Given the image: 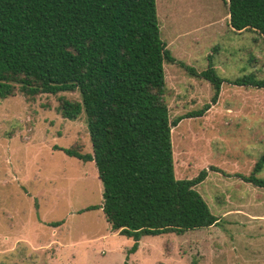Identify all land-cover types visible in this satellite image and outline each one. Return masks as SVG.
<instances>
[{"label": "rangeland", "instance_id": "rangeland-1", "mask_svg": "<svg viewBox=\"0 0 264 264\" xmlns=\"http://www.w3.org/2000/svg\"><path fill=\"white\" fill-rule=\"evenodd\" d=\"M155 5L161 40L194 70L163 64L170 121L211 103L213 87L200 76L209 64L222 80L208 112L171 130L176 179L208 171L195 189L219 223L142 237L128 254L133 240L112 233L100 208L95 165L58 150L92 151L84 116L69 121L57 111L61 98L80 101L79 94L27 100L17 89L0 101V264H264V189L241 180L264 156V89L234 84L264 79V39L231 30L225 0ZM262 164L256 174L264 179Z\"/></svg>", "mask_w": 264, "mask_h": 264}, {"label": "trees", "instance_id": "trees-1", "mask_svg": "<svg viewBox=\"0 0 264 264\" xmlns=\"http://www.w3.org/2000/svg\"><path fill=\"white\" fill-rule=\"evenodd\" d=\"M155 1L0 0V101L17 89L27 100L79 94L80 101L61 98L57 111L69 121L84 116L92 151L58 150L94 163L100 208L112 233L133 240L128 254L137 251L142 237L180 236L220 220L195 189L206 169L192 179H176L171 130L208 112L222 80L209 64L200 76L213 87L211 103L170 121L163 64L194 70L176 61L161 40ZM225 1L234 32L250 30L264 39V0ZM234 84L264 89V79L251 76ZM263 160L241 180L264 189L256 174Z\"/></svg>", "mask_w": 264, "mask_h": 264}, {"label": "crops", "instance_id": "crops-1", "mask_svg": "<svg viewBox=\"0 0 264 264\" xmlns=\"http://www.w3.org/2000/svg\"><path fill=\"white\" fill-rule=\"evenodd\" d=\"M231 28V27H230ZM232 30V29H231ZM93 163V162H92ZM94 164V163H93Z\"/></svg>", "mask_w": 264, "mask_h": 264}]
</instances>
